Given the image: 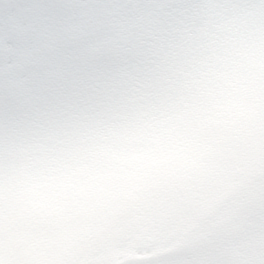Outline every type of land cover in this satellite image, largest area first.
<instances>
[{
	"label": "clouds",
	"instance_id": "clouds-1",
	"mask_svg": "<svg viewBox=\"0 0 264 264\" xmlns=\"http://www.w3.org/2000/svg\"><path fill=\"white\" fill-rule=\"evenodd\" d=\"M0 264H264V0H0Z\"/></svg>",
	"mask_w": 264,
	"mask_h": 264
}]
</instances>
